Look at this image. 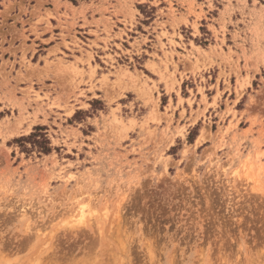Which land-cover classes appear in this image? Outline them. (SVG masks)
<instances>
[{"label": "rangeland", "instance_id": "1", "mask_svg": "<svg viewBox=\"0 0 264 264\" xmlns=\"http://www.w3.org/2000/svg\"><path fill=\"white\" fill-rule=\"evenodd\" d=\"M64 263L264 264L259 0H0V264Z\"/></svg>", "mask_w": 264, "mask_h": 264}, {"label": "trees", "instance_id": "2", "mask_svg": "<svg viewBox=\"0 0 264 264\" xmlns=\"http://www.w3.org/2000/svg\"><path fill=\"white\" fill-rule=\"evenodd\" d=\"M264 5V0H259ZM20 142H22V146L24 148H27V143L38 146L41 151L48 152L50 151V139L48 138V135L46 132H43V128H36V131L31 133L28 136H24L18 139Z\"/></svg>", "mask_w": 264, "mask_h": 264}, {"label": "bare ground", "instance_id": "3", "mask_svg": "<svg viewBox=\"0 0 264 264\" xmlns=\"http://www.w3.org/2000/svg\"><path fill=\"white\" fill-rule=\"evenodd\" d=\"M138 79V78H137ZM84 213V214H83ZM82 214L84 215L85 217V212L83 211ZM81 218V217H80ZM83 219V218H82ZM66 223V222H65ZM69 223V222H68ZM71 233V232H70ZM37 234V233H36ZM72 235V234H71ZM59 240V239H58ZM121 241V240H120ZM27 242V241H26ZM123 242V241H122ZM54 244V243H53ZM26 246V244H25ZM86 247V246H85ZM21 250V249H20ZM61 250V249H60ZM59 251V250H58ZM114 254H117V253H114ZM49 256V255H48ZM120 256V255H119ZM62 257V256H61ZM117 257V256H116ZM68 258V257H67ZM111 259V258H110ZM116 262V261H115ZM65 264V263H64Z\"/></svg>", "mask_w": 264, "mask_h": 264}]
</instances>
